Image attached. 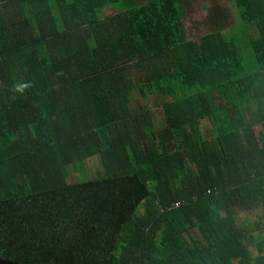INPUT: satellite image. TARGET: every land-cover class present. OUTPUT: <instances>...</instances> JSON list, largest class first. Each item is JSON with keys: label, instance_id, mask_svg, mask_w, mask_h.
<instances>
[{"label": "trees", "instance_id": "trees-1", "mask_svg": "<svg viewBox=\"0 0 264 264\" xmlns=\"http://www.w3.org/2000/svg\"><path fill=\"white\" fill-rule=\"evenodd\" d=\"M230 1L189 39L184 0H0V259L264 264V0Z\"/></svg>", "mask_w": 264, "mask_h": 264}, {"label": "rangeland", "instance_id": "rangeland-1", "mask_svg": "<svg viewBox=\"0 0 264 264\" xmlns=\"http://www.w3.org/2000/svg\"><path fill=\"white\" fill-rule=\"evenodd\" d=\"M183 4L185 13L182 18V23L189 39H196L206 33L212 32L219 25L225 26L222 15L226 16L225 21L228 22L224 28L225 31H228V27L235 25L237 22V11L230 0H184ZM131 99L133 106H135L138 101H140L145 107L151 108L152 106V98L149 95L146 96L145 99H140L138 93L134 92L131 95ZM154 112L157 118L156 125L159 126L162 120L161 111L154 110ZM98 168H102L100 163L98 164V167L92 166L91 168H88V173L92 174ZM72 174L73 173L70 172V175ZM85 178H88V176ZM78 180H84V178L80 177ZM246 216L248 220L254 221L256 213L250 212L249 214H246ZM250 249L254 253V248L251 247Z\"/></svg>", "mask_w": 264, "mask_h": 264}, {"label": "clouds", "instance_id": "clouds-1", "mask_svg": "<svg viewBox=\"0 0 264 264\" xmlns=\"http://www.w3.org/2000/svg\"><path fill=\"white\" fill-rule=\"evenodd\" d=\"M33 87V82L29 81V82H15L12 85V89L11 91L13 93H19L21 95L25 94L26 90L30 89ZM15 98V97H13Z\"/></svg>", "mask_w": 264, "mask_h": 264}, {"label": "crops", "instance_id": "crops-1", "mask_svg": "<svg viewBox=\"0 0 264 264\" xmlns=\"http://www.w3.org/2000/svg\"><path fill=\"white\" fill-rule=\"evenodd\" d=\"M142 2H146L147 0H141ZM156 115V114H155ZM99 162V160H98V158L96 157V156H94V157H92L90 160H89V164H88V168H91L92 166H96V167H98V163ZM102 170V168L101 169H97L94 173H92V174H89L88 175V179H92V177H95L100 171Z\"/></svg>", "mask_w": 264, "mask_h": 264}, {"label": "water", "instance_id": "water-1", "mask_svg": "<svg viewBox=\"0 0 264 264\" xmlns=\"http://www.w3.org/2000/svg\"><path fill=\"white\" fill-rule=\"evenodd\" d=\"M0 264H17V263L0 259Z\"/></svg>", "mask_w": 264, "mask_h": 264}, {"label": "built area", "instance_id": "built-area-1", "mask_svg": "<svg viewBox=\"0 0 264 264\" xmlns=\"http://www.w3.org/2000/svg\"><path fill=\"white\" fill-rule=\"evenodd\" d=\"M178 205H179V203H176V204L173 205V207H177Z\"/></svg>", "mask_w": 264, "mask_h": 264}]
</instances>
